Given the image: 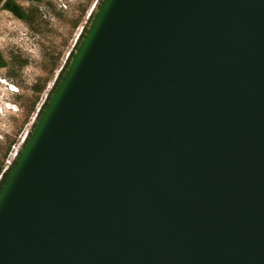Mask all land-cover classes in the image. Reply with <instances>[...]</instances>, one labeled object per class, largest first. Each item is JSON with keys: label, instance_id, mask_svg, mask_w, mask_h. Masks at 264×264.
<instances>
[{"label": "water", "instance_id": "obj_1", "mask_svg": "<svg viewBox=\"0 0 264 264\" xmlns=\"http://www.w3.org/2000/svg\"><path fill=\"white\" fill-rule=\"evenodd\" d=\"M0 264H264V0H99L0 184Z\"/></svg>", "mask_w": 264, "mask_h": 264}, {"label": "rangeland", "instance_id": "obj_2", "mask_svg": "<svg viewBox=\"0 0 264 264\" xmlns=\"http://www.w3.org/2000/svg\"><path fill=\"white\" fill-rule=\"evenodd\" d=\"M14 1L23 10V18L0 2V54L5 61L0 66L2 169L18 153L41 104L99 2Z\"/></svg>", "mask_w": 264, "mask_h": 264}, {"label": "trees", "instance_id": "obj_3", "mask_svg": "<svg viewBox=\"0 0 264 264\" xmlns=\"http://www.w3.org/2000/svg\"><path fill=\"white\" fill-rule=\"evenodd\" d=\"M2 5H3L4 8L8 9L9 11H11L14 15H16V16H18V17H20V18H23V17H24L23 10L21 9V7H20L18 4L15 3L14 0H2ZM84 29H85V27H84ZM82 32H83V31H82ZM82 32H81L80 35L78 36V39H79V37L81 36ZM77 41H78V40H77ZM76 43H77V42H76ZM71 53H72V51L69 52L68 57H67V59H66L64 65H63L62 68L60 69V71H59V73H58V75H57V77H56V79H55V81H54V83H53L52 88L48 91V93H47V95H46V98L44 99L43 103L41 104V106H40V108H39V110H38V112H37L36 118H37L39 112L41 111L43 105L45 104L47 98L49 97V95H50V93H51L53 87H54L55 84L57 83L58 78H59L60 75L62 74V72H63V70H64V68H65V66H66V64H67V62H68V59H69ZM4 63H5V61H4L3 57H2V55L0 54V66H3ZM13 161H14V159H12V160L10 161L9 164L5 165V167H4L3 169H2L3 166L0 167V184H1V182L3 181V179L5 178V176H6V174H7V171H8V169H9V167L11 166V164L13 163Z\"/></svg>", "mask_w": 264, "mask_h": 264}, {"label": "built area", "instance_id": "obj_4", "mask_svg": "<svg viewBox=\"0 0 264 264\" xmlns=\"http://www.w3.org/2000/svg\"><path fill=\"white\" fill-rule=\"evenodd\" d=\"M7 163H10V160H7Z\"/></svg>", "mask_w": 264, "mask_h": 264}, {"label": "flooded vegetation", "instance_id": "obj_5", "mask_svg": "<svg viewBox=\"0 0 264 264\" xmlns=\"http://www.w3.org/2000/svg\"><path fill=\"white\" fill-rule=\"evenodd\" d=\"M1 4H2V0H0Z\"/></svg>", "mask_w": 264, "mask_h": 264}]
</instances>
